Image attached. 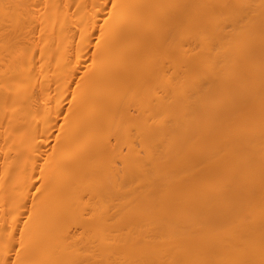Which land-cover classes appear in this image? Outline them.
<instances>
[{
	"label": "bare ground",
	"instance_id": "6f19581e",
	"mask_svg": "<svg viewBox=\"0 0 264 264\" xmlns=\"http://www.w3.org/2000/svg\"><path fill=\"white\" fill-rule=\"evenodd\" d=\"M0 264H264V0H0Z\"/></svg>",
	"mask_w": 264,
	"mask_h": 264
}]
</instances>
